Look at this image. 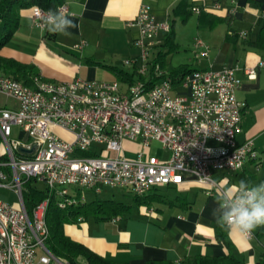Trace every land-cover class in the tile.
Returning a JSON list of instances; mask_svg holds the SVG:
<instances>
[{
  "label": "built area",
  "instance_id": "2783aa9c",
  "mask_svg": "<svg viewBox=\"0 0 264 264\" xmlns=\"http://www.w3.org/2000/svg\"><path fill=\"white\" fill-rule=\"evenodd\" d=\"M57 11L64 13L65 5ZM47 17L48 11L32 7L33 25L42 31L48 29ZM129 25L139 32L134 41L138 54L124 64L133 65L138 77L125 89L116 80L56 82L40 74L27 84L0 71V94L16 103L0 106V190L17 197L14 203L0 197V264H68L47 244L49 198L37 202L31 213L26 209L24 190L30 180L43 184L60 208L83 202L85 190L98 195L109 187L143 196L158 186L179 185L186 176L206 185L207 195H220L224 192L212 174L237 171L256 159L252 141L238 143L235 138L245 108L235 96L241 82L236 68L193 69L174 85L161 78L166 72L150 58L159 34L170 24L157 21L143 4ZM194 47L197 57L207 55L200 39ZM258 66L264 67V60ZM245 72L255 78L252 68ZM151 75L159 79L150 82ZM13 127L26 140L12 137ZM56 129L71 138H62ZM125 140L140 143L135 157L124 156ZM151 141L161 144L167 159L145 153ZM93 145L99 148L93 150ZM110 151L114 156H107ZM241 195L243 190L235 191L226 200Z\"/></svg>",
  "mask_w": 264,
  "mask_h": 264
},
{
  "label": "crops",
  "instance_id": "0c3cea01",
  "mask_svg": "<svg viewBox=\"0 0 264 264\" xmlns=\"http://www.w3.org/2000/svg\"><path fill=\"white\" fill-rule=\"evenodd\" d=\"M182 1L192 9L186 18L182 11L174 10ZM143 4L149 6L157 21L172 25L177 44L174 52L184 50L182 58L162 56L166 48L159 46L164 37L160 33V43L151 49V60L161 56L171 67L188 65L202 70L236 68L235 75L241 82L235 96L245 103V108L235 138L238 143L251 140L257 157L245 161L237 171L212 174L224 194L207 195L206 185L186 176L179 185L155 187L131 202L94 198L115 200L124 206L111 217L89 213L79 224H65L63 231L90 251L117 262L189 264L198 256L223 257L232 253L237 264H256L264 253V234H257L260 226L252 231L251 238H246L221 225L230 249L217 237L220 224L213 210L220 216L225 211L220 203L234 194L233 186L245 180L251 187L256 171L264 168V67L258 66L264 60V48L255 46L258 36L264 33V0H65L63 14L76 24L68 30L70 36L34 26L32 8L24 7L19 10L14 34L1 47L0 54L32 66L47 80H116L125 89L137 79L135 67L124 64L138 54L134 41L139 32L129 21ZM197 39L207 46L206 56H196ZM11 40L16 41L8 45ZM81 41V47H75ZM246 68L253 69L255 78L247 76ZM114 70H121L124 79L117 78ZM56 132L62 138H71L61 129ZM207 144L220 151L217 143ZM123 146L130 148L135 157L140 143L125 140ZM84 262L83 258L77 260V264Z\"/></svg>",
  "mask_w": 264,
  "mask_h": 264
},
{
  "label": "trees",
  "instance_id": "16d2710c",
  "mask_svg": "<svg viewBox=\"0 0 264 264\" xmlns=\"http://www.w3.org/2000/svg\"><path fill=\"white\" fill-rule=\"evenodd\" d=\"M64 2L65 0H0V49L14 34L19 19V10L21 8L39 6L48 12L49 10L57 12L58 7L64 4ZM183 2L184 1L177 4L174 10L176 12L182 11L184 13V18H186L192 9ZM159 46L166 48V52L162 54V56H165L168 52L177 50V44L174 42L172 25H170L169 30L164 33V37ZM255 46L257 48H264V33L258 36ZM160 57L153 59L152 65L157 64L163 69L166 73L161 76V78L170 79L174 85L178 83L182 76L193 70L189 68L188 65L171 67ZM0 71L6 72L12 77L27 84L30 83V77L37 74L34 72L32 66L20 63L13 58L4 57L1 54ZM114 72L117 78L124 79L121 70H114ZM151 76L149 79L150 82L159 79V77ZM140 78L143 79L144 77L142 76ZM261 165L264 167V162H261ZM140 197L141 196L134 195L133 198L137 199ZM44 198H49L46 212V221L49 228L47 244L56 256L68 264H77L78 258H83L85 261L84 264H129L117 262L92 252L84 245L70 239L63 231L65 224H79L86 219L89 213L106 217L118 214L124 206L121 202H116L115 200H93L89 204H86L77 201L65 208H60L57 203V198L54 195L48 194L46 190H37L31 186L30 182H27L24 190V204L29 213H31L32 207ZM78 218H81V220H78ZM257 234H264V225L259 227ZM217 237L231 249L230 242L225 233V228L222 227L221 224L217 230ZM189 264H237V261L232 256V253H228V255L223 257L198 256ZM256 264H264V253H262Z\"/></svg>",
  "mask_w": 264,
  "mask_h": 264
},
{
  "label": "clouds",
  "instance_id": "9594fccd",
  "mask_svg": "<svg viewBox=\"0 0 264 264\" xmlns=\"http://www.w3.org/2000/svg\"><path fill=\"white\" fill-rule=\"evenodd\" d=\"M46 25L48 31L64 36H70L68 30L76 27L73 19L52 10L48 12ZM249 185L250 182L241 180L233 186L234 191L243 190V195L220 203V207L225 209L220 216H217L216 209L213 210L219 224L242 235H250L255 228L264 225V183Z\"/></svg>",
  "mask_w": 264,
  "mask_h": 264
},
{
  "label": "rangeland",
  "instance_id": "374dc122",
  "mask_svg": "<svg viewBox=\"0 0 264 264\" xmlns=\"http://www.w3.org/2000/svg\"><path fill=\"white\" fill-rule=\"evenodd\" d=\"M14 41L16 40H11L9 41L8 45H12L14 43ZM184 50H180L178 52H168L166 55L167 56H175L176 59L178 58H182V55L184 54L183 52ZM16 103L13 99L8 98L2 94H0V106H4V107H11L14 106ZM58 134V132H57ZM59 135V134H58ZM60 136V135H59ZM12 137L16 138V139H20V140H26L25 135L22 132H19L17 128L12 129ZM139 143V142H138ZM99 146L98 145H93L92 149H98ZM124 149V156L126 158H132L133 156V152L130 148H127L125 146H123ZM141 150V147L139 146V148L137 149V151ZM145 153L147 155H153L159 159H166L169 155V153L164 150L161 147V144L157 141H151L149 147L145 150ZM107 156H114V152L110 151L107 152ZM262 177H264V168H261L259 170L256 171V178L252 181L251 183V187L252 185H257L260 183H264V179H262ZM31 186L34 187L37 190H41L43 188V185L39 182H35V180H30L29 181ZM42 187V188H41ZM83 197L85 202H90L91 200H93L94 198H98V199H102V198H110V199H115L118 201H122V202H131L133 200V195L131 194V192L127 191V190H120V189H112L109 187H103V190L100 194L96 195L94 194V192L92 191H88L85 190L83 193ZM0 195L3 198H6L9 202H15L16 200V195L12 192L6 191V190H0Z\"/></svg>",
  "mask_w": 264,
  "mask_h": 264
}]
</instances>
